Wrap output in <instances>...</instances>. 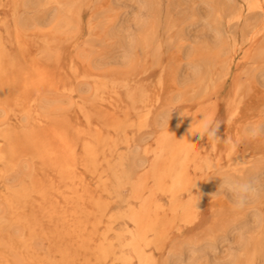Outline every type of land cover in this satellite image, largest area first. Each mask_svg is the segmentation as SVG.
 Returning <instances> with one entry per match:
<instances>
[{"label": "rangeland", "instance_id": "1", "mask_svg": "<svg viewBox=\"0 0 264 264\" xmlns=\"http://www.w3.org/2000/svg\"><path fill=\"white\" fill-rule=\"evenodd\" d=\"M65 1L46 3V0H24L19 10L10 4L0 10V19L5 21L20 14L25 38L20 43L9 42L10 49L16 51L23 48L24 70L32 67L34 71L35 63L40 71L33 80L26 82H22L18 74L4 81L0 121L5 124L0 122V126L15 122L14 113L19 112L20 105L31 107L32 114L24 112L22 116L20 113L22 123L28 125L20 124L31 130L40 128V141L53 142L54 146H59L58 140L51 134V121L46 118L42 120L40 114L65 116L67 135L71 140L66 150L71 147L74 149L76 145L77 152L76 160L64 159V164H70L71 168V177L66 178L57 173L51 164L48 167L45 163L41 166L43 160L38 157L18 156V163L12 168L0 161V189L5 184L16 185L22 177L31 176L44 182L46 195L52 196L39 201L40 192H32L29 201L22 206H15V209L6 207L4 195L0 197V216L7 221L6 226L0 229V264H41L40 257L50 259V263L45 264H58L61 257L59 250L63 246L72 248L76 264H122L112 253L99 258L100 262L95 256V248L109 245L119 248L121 241L117 239L125 227L119 217L129 204L123 200L128 194L124 190L128 188L124 171L128 162L120 171L121 179H116L113 173L115 169L106 166V159L111 158V154L126 150V138L136 137L138 140L140 135L154 131V121L163 109L176 112L183 106L201 100L203 96L220 103V144L225 146L222 160L226 163L230 155L235 169L208 171L206 182L220 177L223 183L221 186L217 183L220 186L218 188L211 187L212 193L201 202V219L192 226L182 225L173 230L168 236L167 247L178 250L182 242L190 239L196 242L203 238L204 242L199 244L204 243L206 249L210 243L207 239L215 237L220 242L218 253L234 251L235 256L229 264H264V222L260 227L255 226L256 212L264 214V135L252 137L245 131V125L258 120L264 111V45L258 55V65L255 63L257 70L262 69L256 76L257 82L249 80L251 71L245 69L238 108L235 112H229L226 107L235 70L231 49L233 41L237 39L246 45L245 37L250 29L255 25L259 28L264 26V13L255 9V12L236 16L241 0H74L78 2V12L69 15L62 10V2ZM169 22L170 25L174 24L173 28H170ZM53 39L55 42L48 48L49 41ZM94 65H101L99 68L103 69H95ZM89 72L98 76L106 75L108 85L98 88V91L94 89L91 79L84 77ZM85 85H91L90 90L83 94L86 95L85 104H88L84 109L89 108L92 113L90 120L81 113L80 103H83V99L77 96ZM11 86L13 91L8 89ZM128 87L134 89V100L127 97ZM176 97L180 98L176 100ZM113 111L121 116L123 127L102 126L99 113L111 114ZM128 112L130 118L126 119L124 113ZM24 115L29 116L24 119ZM140 116L150 117L147 123H140L138 119L139 126L138 123L132 124V119ZM12 129L15 130L14 127ZM72 130H76L75 134ZM88 131H93V134L103 131L106 136H110L106 148L102 152L99 149L96 164L92 167L83 165L81 161L80 151L89 136ZM230 150H233L231 154ZM18 175L19 178H16ZM63 182H66L65 185ZM76 190L78 192H72ZM93 191V195H90ZM99 201L106 203L104 210L97 204ZM33 211L37 212L41 224L39 222L33 228L26 223H13V218H27ZM120 227L121 230H118ZM225 232H228L226 237L223 236ZM240 235L245 239L241 246L237 244ZM21 237L27 246L22 245ZM88 239L91 241L88 242ZM202 251L191 250L196 258L190 264H208ZM185 255L181 257L184 262L188 261L189 254Z\"/></svg>", "mask_w": 264, "mask_h": 264}, {"label": "bare ground", "instance_id": "2", "mask_svg": "<svg viewBox=\"0 0 264 264\" xmlns=\"http://www.w3.org/2000/svg\"><path fill=\"white\" fill-rule=\"evenodd\" d=\"M58 1L60 0H46V3H53V2H58ZM241 1L242 2L240 4V8L238 7L239 10L237 11L236 9L237 11L236 16L240 17V15H243L244 12L254 11L255 9H258L262 13H264V0H241ZM23 3H24V0H0V10L7 7L9 4L12 5V7L15 10H19V8L23 5ZM61 6H62L63 13L65 14L68 13L69 15H75L78 12V2H75L74 0H66L65 2H62ZM19 16L15 15V17L10 21L9 20L5 21V20L0 19V100L1 99L4 100V97H3L4 81L9 79L10 76L18 74L20 75V78H21L20 80L22 82H26L27 80H33L36 77V74L40 72L35 63H34V68H33L34 71L31 70L32 67L31 69L29 68L28 70H24V65L22 62V59L24 57L23 48H20V49L18 48L16 49V51L15 49L14 50L10 49L9 42L10 43L12 42L20 43L25 38L23 30H22L23 24L21 23ZM117 16L119 17V14ZM169 25H170V22H169ZM173 27H174V24H171L170 28H173ZM27 28H28V25H27ZM263 36H264V26L262 28H259L257 25H255L248 32L247 37H245L246 45H244L242 42L238 41L237 39L233 41L234 43L231 49H232V57H233L234 65H235V70L232 76L231 95L227 99V102H226V107L229 110V112H235L236 109L238 108V105L240 102L239 98L242 92L241 85H242L243 73L245 69L251 71V74L248 76L249 80L251 79V81L254 80L257 82L256 76L261 72L262 69L257 70L258 66H256L255 63L259 62L257 61L258 55L263 49V45H264ZM54 39L50 41L48 40L49 41L48 48L51 47L52 44L55 42ZM45 40H47V38ZM240 53H243V54L241 55L240 58H238V55H240ZM97 64H98V61L95 65ZM95 65H94L95 69H103V68H99L101 65L99 66H95ZM84 77L91 79L92 84L94 85V86L92 85V87L94 89L96 88L97 91H98V88L107 86L109 82V79L108 80L106 79V75L98 76L93 72L86 73ZM87 86L85 85L84 90H83L84 86L82 87V90H83V91L81 90L82 94L78 92L77 96L83 99V103L77 102V104L78 103L81 104L80 106V110L82 111L81 113H83L84 114L83 116H85L87 119L90 120L92 113L89 111V108L84 109V107H86L88 104L87 105L85 104L84 99L86 98V95H83V94L87 93L91 85L89 87ZM8 89L10 91H13L12 86L9 87ZM71 90H74V88H72ZM134 94H135L134 89L128 87L127 97L129 99L134 100L135 98L133 96ZM93 97H95V95ZM179 98L180 97H176V100H178ZM75 102H76V99H75ZM60 104L61 103L55 104V106H58ZM219 108H220L219 102H217L215 99H212L210 97L203 96L201 100L199 99V101H196L192 103L191 105L183 106L176 112H172L171 110L163 111L164 110L163 109L159 113V116L154 121V124H153L154 131L151 130V132H146L140 135L138 140L136 139V137L126 138L125 139V142L127 145L126 150H124L123 152H119V153L117 152L115 155L111 154L110 156L111 158L106 159V162H107L106 166L107 167L113 166V168L115 169V172L113 173L115 174L116 179H121L120 171L122 168H124V164L128 162V166L124 171L126 172V175H127L126 180L128 181L129 189L128 188L124 189L128 192V194L127 196H125V198H123V200L129 204H127V207L125 208L123 212V215L119 217V219L121 220L120 222H123L125 225V227L122 230H121V227L120 229H118V230H121L119 234V238L117 239L118 241H121L119 243L120 244L119 248L113 247L112 245L101 246L100 248H97V249L95 248V253L97 252V254H99V255L97 254L95 255L96 258H98L97 260L99 262L101 261L99 258H102L112 253L113 255H115V258L120 260L122 264H190L196 258V255L194 254V252H191V250L194 251V249H199V250L203 249L202 252L206 255V256H203V258L206 259L205 261H207L208 264L209 263L210 264H229L231 263V260L235 256L234 251L230 250L229 252H225L224 254L218 253L217 250L220 248V242L218 239H215V237H213V239H210V238L207 239L210 241V243L206 249H205L206 245L204 243H203L204 245L199 244L200 242H204L203 238L201 241H199L200 240L199 239L196 242H192L191 239L188 242H182L180 243L181 247L178 250H173V249L171 250V249H168L167 247L168 236L171 235L173 230L179 228L182 225L192 226L201 219L200 217L201 202L204 200L205 197H207V195L212 193L213 188L212 190H210L211 187L214 186L215 188H218L221 186L220 184L223 183V180L221 182V180L219 179L220 177L216 178L210 183L206 182L205 175L209 173L208 171L211 172L219 168L235 169V167H233V162L231 161L230 155L229 157H227L228 161H226V163H224L222 160L223 159L222 152L225 146L223 147L220 144V119L218 117ZM47 109L49 110V107ZM24 112L27 114H32L33 109L25 105H20L19 112L14 113L15 122L10 124L11 126L10 125L0 126V139L2 140L0 142V161L4 163L5 165L9 166L10 168H12L17 165L18 162H16V158L18 156L23 155L26 157L27 155H30L32 158L34 157L41 158L43 160V165L41 166H44V163L46 164L47 167L50 166L51 164L52 167L55 168V171L59 173L63 178L71 177L70 164L65 165L64 159L70 158L72 160H76L77 152L75 150L76 145H74L73 147L74 149H72L71 147L70 150H66V147H68L71 144V140L68 138V135H67V125H66L67 117L65 116L59 117L55 113L54 114H44V115L39 113L40 116L42 117V120L46 118L47 120L51 121V124H52L51 134L59 142L58 143L59 146H54L52 144L53 142L50 143L48 141L46 142L40 141L39 138L42 133L40 128L31 130L28 127L22 125V124L28 125L26 123H22L21 115L22 113L24 114ZM147 112L149 113V111ZM24 116H25L24 119H26V116L28 117L29 115H24ZM98 117H99V120L102 122L103 127L107 125L115 127V128H118V126H121V127L124 126V122L121 116L116 113L114 114V111L111 114L101 112L99 113ZM149 117L150 116H143V117L140 116L137 119H132L133 120L132 124L138 123V119L140 123L143 121L147 123L149 120ZM124 118L126 119L130 118V113L129 112L124 113ZM1 119L4 120L5 117L3 118L1 117ZM204 120L210 121L209 131L201 133L199 130V125ZM0 122H3V121H0ZM17 122L19 123L16 126H14ZM3 123L5 124V122ZM7 123H8V120H7ZM140 123H138V126ZM12 127H14L15 130L12 129ZM140 128L142 129V127ZM124 129H123V132H124ZM72 131H74L73 133L75 134L76 130H72ZM88 132H89V136L82 144L81 151H80L82 154L81 161L83 165L92 167L96 164V161H97L96 159L100 153L99 149L102 152L106 148L108 144V138L110 136L109 137L106 136L103 133V131L98 132V134H93V131H88ZM232 151L233 150H230L229 154H231ZM27 165L31 166L33 164L31 165L27 164ZM20 172L22 171L20 170ZM23 174H26V172ZM16 178H19V175ZM78 179H80V176ZM62 181H66V180L62 179ZM81 183H83V179L81 180ZM217 183L220 186H218ZM73 184L75 183L73 182ZM45 185L46 184H44V182H42L39 178H36V177L34 178L31 176L30 178L22 177L16 185L5 184L3 188L0 189V197L4 195L6 203H7L6 207L8 208L14 207L15 209V206H20V205L22 206L23 204L28 202L29 198L32 195V192H35V191L40 192L39 195L41 197L39 201L42 200L43 197L49 196L48 193L46 195V190L44 188ZM77 190L72 191V192L76 193L79 191ZM59 191L60 190H58L57 192ZM87 192H89V190H87ZM62 193L63 192L61 191V194ZM93 193L94 191L92 193L90 192L89 194L93 195ZM72 196L71 197L69 196V197L73 199ZM49 197H52V196H49ZM49 197H47V199H49ZM67 197L68 196H66V198ZM82 199L84 201L83 197ZM77 201H75L74 203H76ZM83 201L81 200L80 203L82 204ZM232 201L234 203H238L237 200L235 201L232 200ZM51 203L56 205L55 202L54 203L51 202ZM97 204L100 206L101 209L104 210L106 206V203L104 201H99L97 202ZM77 207H78V204H77ZM56 208L57 207L55 206V209ZM64 208H66V206H64ZM85 208H88V207H85ZM20 209H23V208H20ZM74 209H78V208H74ZM82 209L84 210V208ZM82 209H80L79 211H81ZM36 213L37 212L33 211L30 214V216L27 218L26 216L25 218H23L24 216L21 218L19 217L13 218L14 219L13 223L21 222V224L26 223L30 227H33V226L35 227L40 222L38 221L39 219ZM42 213H43V210H42ZM256 214H257V217H256L255 226L260 227L262 223L264 222V214L262 213L263 214L262 215L260 212H256ZM58 215H55V216H58ZM71 222L72 221H70V223ZM11 223H12V220H11ZM6 224H7L6 219L0 216V229L6 226ZM74 224H76L77 226V223H74ZM55 225L57 226V224ZM63 226L64 225H62V227ZM81 227L83 226L81 225ZM30 229L33 231L32 228ZM57 231L58 229L56 230V232ZM227 233L228 232H225L223 236L226 237ZM23 239L24 238H22L21 240ZM89 241H91V239L90 240L88 239V242ZM244 242H245L244 237L240 235L238 238L237 244L241 246ZM22 245L27 246V243L25 240L22 241ZM93 246L96 247L95 244ZM71 250L72 248L70 246H63V248L60 247L59 251H60L61 257L59 259L58 264H76L75 258L73 257L74 254H72ZM185 254H189L187 257L188 261L186 262L181 260L182 256H187ZM45 262L50 263V259H48V257L47 259H42L41 257L39 258V263L45 264Z\"/></svg>", "mask_w": 264, "mask_h": 264}, {"label": "clouds", "instance_id": "3", "mask_svg": "<svg viewBox=\"0 0 264 264\" xmlns=\"http://www.w3.org/2000/svg\"><path fill=\"white\" fill-rule=\"evenodd\" d=\"M210 126V121L204 120L199 125V130L201 133L208 132ZM245 131L248 135L255 137L258 135H264V111H262L261 116L256 121H251L245 125Z\"/></svg>", "mask_w": 264, "mask_h": 264}]
</instances>
